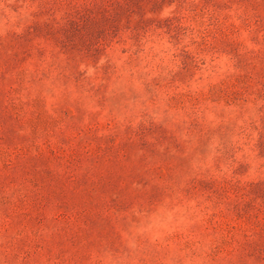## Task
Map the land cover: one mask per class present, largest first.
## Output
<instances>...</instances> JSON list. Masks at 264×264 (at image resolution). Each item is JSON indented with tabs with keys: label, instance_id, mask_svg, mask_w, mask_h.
<instances>
[{
	"label": "rangeland",
	"instance_id": "1",
	"mask_svg": "<svg viewBox=\"0 0 264 264\" xmlns=\"http://www.w3.org/2000/svg\"><path fill=\"white\" fill-rule=\"evenodd\" d=\"M0 264H264V0H0Z\"/></svg>",
	"mask_w": 264,
	"mask_h": 264
}]
</instances>
